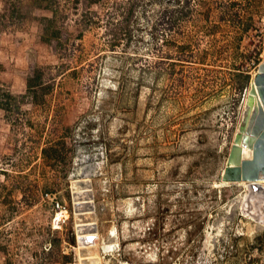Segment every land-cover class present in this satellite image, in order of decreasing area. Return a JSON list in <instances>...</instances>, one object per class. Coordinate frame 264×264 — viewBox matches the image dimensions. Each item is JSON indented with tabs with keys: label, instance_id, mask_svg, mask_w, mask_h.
Instances as JSON below:
<instances>
[{
	"label": "rangeland",
	"instance_id": "obj_1",
	"mask_svg": "<svg viewBox=\"0 0 264 264\" xmlns=\"http://www.w3.org/2000/svg\"><path fill=\"white\" fill-rule=\"evenodd\" d=\"M85 2L55 0L47 42L51 8L21 0L12 18L0 0V83L24 95L36 68L54 83L44 103L0 108V264H79L78 186L117 243L91 264H264L260 198L222 183L264 60V0H189L172 31L158 22L178 0ZM59 139L63 159L45 160Z\"/></svg>",
	"mask_w": 264,
	"mask_h": 264
},
{
	"label": "trees",
	"instance_id": "obj_2",
	"mask_svg": "<svg viewBox=\"0 0 264 264\" xmlns=\"http://www.w3.org/2000/svg\"><path fill=\"white\" fill-rule=\"evenodd\" d=\"M19 1L21 0H8V7L6 8L8 10V13L14 17H18L20 9L17 7L19 4ZM38 5L40 7L45 8H51L52 15L50 17H44L42 19V30L43 35L42 39L47 42H51L53 39H56L59 37L60 30L57 29V18H56V11H55V0H36ZM85 7L91 8V6L94 3H99L100 0H85ZM235 4V3H233ZM189 0H178V3L175 7H166L162 14L161 19L159 20V24H164L169 28L170 31L175 30V26L185 19L189 14ZM134 13V5H130L127 9V12L125 13V16L123 18V21L125 19L126 23H128V20ZM229 13L228 11H223V14ZM6 14H0V19L3 17H6ZM228 16L233 17L232 14H228ZM123 29V30H122ZM246 29V28H245ZM120 31L123 32V35H126L128 31L124 28H120ZM127 32V33H126ZM128 35V34H127ZM115 38H120L118 34H116ZM130 38V36H128ZM165 42H168V40ZM112 46H115V44H112ZM183 48V47H182ZM184 49V48H183ZM3 68V65L0 63V70ZM241 77L240 82L241 87L240 89H243L244 87H247L251 75L248 73V71H240L235 74V77ZM54 81V80H53ZM54 88V83H51L44 79V71L41 68H36L33 70V73L31 76L27 79V93L24 95H14L10 90L5 89L2 84L0 83V108L7 111V112H15L19 111L20 109V102L25 101V99L31 100L34 104H40L45 102V98L48 94L52 92ZM65 139H59V140H49L46 143V147L42 148V154L45 160H51V161H58L63 159L61 150L59 146L57 145H65ZM53 165L55 164L52 163ZM4 175H8L7 171H4Z\"/></svg>",
	"mask_w": 264,
	"mask_h": 264
},
{
	"label": "water",
	"instance_id": "obj_3",
	"mask_svg": "<svg viewBox=\"0 0 264 264\" xmlns=\"http://www.w3.org/2000/svg\"><path fill=\"white\" fill-rule=\"evenodd\" d=\"M260 179H264V60L251 81L244 116L222 174V183Z\"/></svg>",
	"mask_w": 264,
	"mask_h": 264
},
{
	"label": "bare ground",
	"instance_id": "obj_4",
	"mask_svg": "<svg viewBox=\"0 0 264 264\" xmlns=\"http://www.w3.org/2000/svg\"><path fill=\"white\" fill-rule=\"evenodd\" d=\"M247 155H248V152H247ZM241 183H243L247 187V189L250 193L251 197H248L250 199V200H248L249 204H251V203L255 204L257 202V200L255 198L256 197L260 198V200H258L261 203V205L259 207H262V210H263L262 214L264 215V179H260L256 182H241ZM254 186H256V189L254 188ZM82 189H83L82 186H78V187H76V191H74L77 194V197L75 199H78L77 203H76V204H78L77 206L79 207L78 210L81 211L79 213V215H83V217L78 218L76 221L77 222V224H76L77 225V233H78L79 244H80V246L78 248L80 249L79 253H80V257H81V262L79 264H91L90 260L94 257H96V259H98V254L100 251H101V253L102 252L103 253L113 252L117 246V243L115 240H113L109 243H104V240L102 239L101 235L96 230L97 227L96 228L94 227V225L96 224L93 221L94 218H90V217L88 218L85 216V215L91 213L92 207L91 206L89 207L88 203H90V202L87 200V197L84 196L85 193H84V190H82ZM257 207H258V205H257ZM257 207H255L254 209H256ZM62 214H63V212H59L58 218L61 217ZM108 234H109V236H112L115 238L117 236L116 228L114 226H111L108 230ZM99 244L101 245V247H99L100 249L98 250L97 246ZM92 249H94V250H92ZM100 259L101 260L99 262L97 260V261H95L96 263L92 262V264H99V263L108 264L109 263L107 260L103 261L102 258H100ZM121 264H133V263H130L127 261H122Z\"/></svg>",
	"mask_w": 264,
	"mask_h": 264
},
{
	"label": "built area",
	"instance_id": "obj_5",
	"mask_svg": "<svg viewBox=\"0 0 264 264\" xmlns=\"http://www.w3.org/2000/svg\"><path fill=\"white\" fill-rule=\"evenodd\" d=\"M56 206L59 210H61V212H63L62 205L59 202H56Z\"/></svg>",
	"mask_w": 264,
	"mask_h": 264
}]
</instances>
